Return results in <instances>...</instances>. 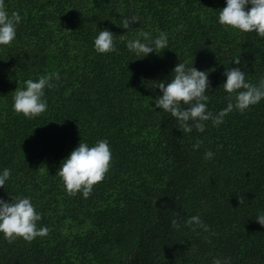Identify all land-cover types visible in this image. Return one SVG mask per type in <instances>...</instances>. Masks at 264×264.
I'll list each match as a JSON object with an SVG mask.
<instances>
[{"label": "trees", "instance_id": "1", "mask_svg": "<svg viewBox=\"0 0 264 264\" xmlns=\"http://www.w3.org/2000/svg\"><path fill=\"white\" fill-rule=\"evenodd\" d=\"M3 2L22 21L0 46V170L11 169L0 197H31L49 231L12 242L0 233V264H264L255 218L264 212V100L219 126L205 122L204 132L185 131L154 106L160 90L152 87L170 82L178 63L194 64L208 71L206 103L217 114L231 99L226 67H240L252 84L264 77V38L219 24L226 0ZM132 16L139 22L125 29ZM103 29L116 51H95ZM142 30L166 32L169 48L137 59L126 41ZM50 72L61 79L46 90L47 110L33 119L15 113V90ZM99 139L110 144L108 172L88 198L69 195L56 174L61 161ZM196 215L207 231L184 223Z\"/></svg>", "mask_w": 264, "mask_h": 264}, {"label": "clouds", "instance_id": "2", "mask_svg": "<svg viewBox=\"0 0 264 264\" xmlns=\"http://www.w3.org/2000/svg\"><path fill=\"white\" fill-rule=\"evenodd\" d=\"M21 21V15L18 12L10 13L3 0H0V46L10 45L15 40ZM136 22H139V17L132 16L125 18L121 25L128 29ZM218 22L240 32H255L264 38V0H226V6L218 13ZM126 47L137 59L146 58L153 52L160 53L169 48L168 35L166 32L153 35L151 31L142 30L137 38L127 39ZM94 48L100 54L116 51L113 32L109 29L100 30L94 38ZM233 62L240 64L239 59ZM224 76L226 80L222 87L230 94L231 99L227 107L217 114L210 111L206 103L209 100L206 93L210 88L208 71L200 70L194 64L182 62L173 69L170 82L160 81L152 85L153 88L160 90L154 98V106L176 118L185 131L195 128L198 132H204L205 122L211 121L219 126L229 112L238 110L244 113L251 106L264 100V77L258 84H252L246 79V73L240 67H226ZM60 79L59 72H50L41 74L35 80H25L24 86L18 87L12 97L13 111L29 119L44 113L48 107L46 90L57 87ZM199 146L197 142L194 148L198 149ZM213 155L211 150L205 152L206 159H211ZM111 160L112 152L107 139H99L91 145L81 141L61 161L56 174L61 178L69 195L82 193L84 198H88L94 185L104 179ZM10 177L11 169L0 170V188L5 186ZM255 218L264 225V212ZM41 219L42 214L35 209L31 197L12 196L10 200L0 197V233L9 242L18 237L32 241L38 236L47 235L48 227L38 226ZM184 223L203 228L205 231L208 229L198 215L191 216ZM171 226L179 229L182 225L180 220L173 218ZM212 264L229 262L226 258L214 257Z\"/></svg>", "mask_w": 264, "mask_h": 264}]
</instances>
